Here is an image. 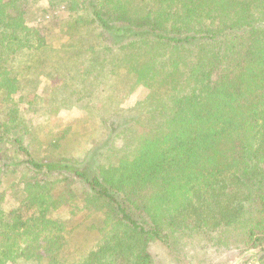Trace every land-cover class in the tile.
Masks as SVG:
<instances>
[{
	"label": "trees",
	"instance_id": "obj_1",
	"mask_svg": "<svg viewBox=\"0 0 264 264\" xmlns=\"http://www.w3.org/2000/svg\"><path fill=\"white\" fill-rule=\"evenodd\" d=\"M263 250L264 0H0V264Z\"/></svg>",
	"mask_w": 264,
	"mask_h": 264
},
{
	"label": "rangeland",
	"instance_id": "obj_2",
	"mask_svg": "<svg viewBox=\"0 0 264 264\" xmlns=\"http://www.w3.org/2000/svg\"><path fill=\"white\" fill-rule=\"evenodd\" d=\"M43 85L38 86L37 88H35L33 90V93H31V95H39L41 94V90H42ZM147 95V91L143 88H139L134 95L135 99H144L145 96ZM32 96H28L26 97V101L29 102L31 100ZM56 120L58 119V121L61 122H69V121H73L74 119H80L82 121H86V120H90V116L87 113L82 112L81 110L78 109H69V110H63L61 112H59L55 118ZM55 119H53V122H56ZM13 204L9 203L7 204V208L11 207ZM226 258L228 260L229 264H239L237 263V259H233L231 260L233 257L229 255H226ZM245 264V263H244Z\"/></svg>",
	"mask_w": 264,
	"mask_h": 264
},
{
	"label": "water",
	"instance_id": "obj_3",
	"mask_svg": "<svg viewBox=\"0 0 264 264\" xmlns=\"http://www.w3.org/2000/svg\"><path fill=\"white\" fill-rule=\"evenodd\" d=\"M263 258H264V250L252 254L245 264H259Z\"/></svg>",
	"mask_w": 264,
	"mask_h": 264
}]
</instances>
